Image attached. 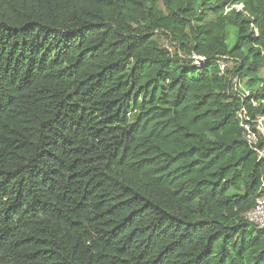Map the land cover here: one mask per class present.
Returning <instances> with one entry per match:
<instances>
[{"label": "trees", "instance_id": "trees-1", "mask_svg": "<svg viewBox=\"0 0 264 264\" xmlns=\"http://www.w3.org/2000/svg\"><path fill=\"white\" fill-rule=\"evenodd\" d=\"M242 108L264 0H0V264H264Z\"/></svg>", "mask_w": 264, "mask_h": 264}, {"label": "built area", "instance_id": "built-area-1", "mask_svg": "<svg viewBox=\"0 0 264 264\" xmlns=\"http://www.w3.org/2000/svg\"><path fill=\"white\" fill-rule=\"evenodd\" d=\"M220 68L224 72L226 70V64L221 63ZM233 83L236 89L242 88V85L237 79H233ZM245 96H249V93L245 92ZM253 106L257 107V104L253 103ZM238 119L249 146L255 149L259 159L264 160V118L258 117L256 120H253L248 109L242 108L238 113ZM246 219L255 227L264 229V195L258 198L254 209L246 215Z\"/></svg>", "mask_w": 264, "mask_h": 264}, {"label": "water", "instance_id": "water-1", "mask_svg": "<svg viewBox=\"0 0 264 264\" xmlns=\"http://www.w3.org/2000/svg\"><path fill=\"white\" fill-rule=\"evenodd\" d=\"M199 61H202V59H201V58H199Z\"/></svg>", "mask_w": 264, "mask_h": 264}, {"label": "rangeland", "instance_id": "rangeland-1", "mask_svg": "<svg viewBox=\"0 0 264 264\" xmlns=\"http://www.w3.org/2000/svg\"><path fill=\"white\" fill-rule=\"evenodd\" d=\"M239 8L241 9V8H242V6H239Z\"/></svg>", "mask_w": 264, "mask_h": 264}]
</instances>
